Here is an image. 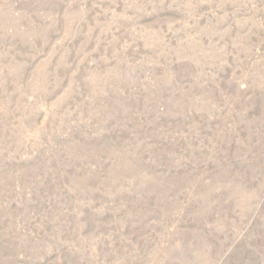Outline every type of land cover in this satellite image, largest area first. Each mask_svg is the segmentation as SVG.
Segmentation results:
<instances>
[{
  "label": "rangeland",
  "instance_id": "rangeland-1",
  "mask_svg": "<svg viewBox=\"0 0 264 264\" xmlns=\"http://www.w3.org/2000/svg\"><path fill=\"white\" fill-rule=\"evenodd\" d=\"M0 264H264V0H0Z\"/></svg>",
  "mask_w": 264,
  "mask_h": 264
}]
</instances>
